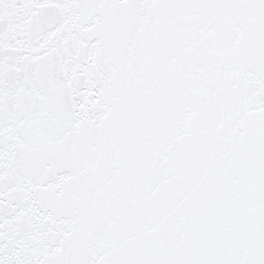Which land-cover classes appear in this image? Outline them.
<instances>
[{"label":"snow or ice","instance_id":"1","mask_svg":"<svg viewBox=\"0 0 264 264\" xmlns=\"http://www.w3.org/2000/svg\"><path fill=\"white\" fill-rule=\"evenodd\" d=\"M0 264H264V0H0Z\"/></svg>","mask_w":264,"mask_h":264}]
</instances>
